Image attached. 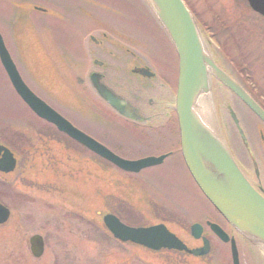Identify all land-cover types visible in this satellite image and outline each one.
I'll return each instance as SVG.
<instances>
[{"label": "rangeland", "instance_id": "rangeland-1", "mask_svg": "<svg viewBox=\"0 0 264 264\" xmlns=\"http://www.w3.org/2000/svg\"><path fill=\"white\" fill-rule=\"evenodd\" d=\"M19 1L0 0V33L29 89L72 125L122 158L158 153L154 146L146 144L140 132L84 88L88 86L89 64L75 59L82 56L86 32L98 28L85 17L82 9L87 6L92 13L95 7L103 17L101 23L107 35L102 39L109 43L112 58L118 53L114 44L123 42L128 46L126 40L131 37L152 49V60L161 68L169 69L160 58L175 63L174 50L145 2L58 0L59 19H53L33 7L26 13L17 12L13 5ZM30 1L52 12L54 1ZM184 1L204 31L205 43L226 57L238 81L264 108V19L244 0ZM43 21L46 25H42ZM229 96L228 103L246 138L253 147L256 142L259 146L263 124L234 96ZM220 114L228 121L225 109ZM50 135L52 138H47ZM60 136L51 124L26 107L0 65V142L10 146L17 158L12 172L0 174V203L10 212L0 223V264H231L228 245L212 236L206 227L211 250L199 258L119 244L101 222V215L116 202L122 206L119 212L124 218L142 225L162 222L188 247L200 244L189 234V225L194 221L205 224L209 220L233 234L200 193L181 157L168 156L159 164L129 173L92 158L89 152ZM235 137L234 132L229 134L232 145ZM152 202L157 212L151 210ZM33 234L44 239V249L38 257L29 251L28 238ZM236 239L240 264H250L243 252L247 242ZM255 246L257 262L264 264V251Z\"/></svg>", "mask_w": 264, "mask_h": 264}, {"label": "water", "instance_id": "water-1", "mask_svg": "<svg viewBox=\"0 0 264 264\" xmlns=\"http://www.w3.org/2000/svg\"><path fill=\"white\" fill-rule=\"evenodd\" d=\"M249 7L264 17V0H246ZM151 12L166 32L177 55V84L174 111L178 122L179 146L184 164L193 181L217 210L238 233L254 244L264 243V197L255 191L234 161L220 133L211 102V80L215 79L237 96L263 123L264 110L250 95L232 80L214 62L197 23L183 0H145ZM0 64L20 99L39 118L83 145L116 167L129 172L158 164L165 155L124 159L101 143L74 127L69 121L36 96L21 79L15 64L7 52L0 35ZM143 73L147 74L144 69ZM96 93L120 115L135 118L128 103L99 81L96 73L89 75ZM206 99L207 113L198 109L200 99ZM231 116L235 113L231 111ZM237 124V121L235 120ZM240 135L244 138L241 130ZM16 167V158L5 145L0 144V172L9 173ZM9 216V210L0 204V223ZM102 221L112 235L121 241L143 245L157 250L162 247L184 251L192 255H204L209 250L208 240L202 237V245L188 248L164 224L131 227L123 224L110 213ZM212 232L223 242L229 241L232 264L238 263V253L233 238L214 223L207 222ZM200 224L190 226V233L199 238ZM34 257L43 251V239L38 234L28 238Z\"/></svg>", "mask_w": 264, "mask_h": 264}, {"label": "flooded vegetation", "instance_id": "flooded-vegetation-1", "mask_svg": "<svg viewBox=\"0 0 264 264\" xmlns=\"http://www.w3.org/2000/svg\"><path fill=\"white\" fill-rule=\"evenodd\" d=\"M51 1H54L52 2L53 6L51 7L53 13H49L47 10L48 8L46 9L42 7H40L38 11L44 15H50L53 19H59L58 12L60 4L58 0ZM29 7L35 9V6L30 0H20L19 3L13 5V9L17 12L20 10L21 12L26 13V10H30ZM79 11L81 12L80 8ZM82 11L86 14L85 17L87 20L93 21L98 25V28L92 29L93 35L89 32L87 35L85 34L84 37V54L86 55L89 64L87 68L88 91L91 92L96 100L106 105L111 111H113V113L130 124L134 130L140 132V135L143 136L147 142L146 144L154 146L156 149L155 151L158 153L149 155L157 156L167 154L166 157L172 155H178L181 157L179 150V131L177 120L174 118L175 112L173 107L178 61L176 52L165 32L162 31L176 56L175 63H172L167 58H160L165 65H168L169 69L164 70L161 68L152 60L154 57L152 49L146 47L145 44L136 39L133 40L131 37H128L126 40L127 44H129L128 46L123 42H119L120 44L118 45L114 44L118 51V55L115 54L116 57L112 58V50L109 47V43L106 44L103 39H101L107 34L103 28L105 25L103 26L101 23L103 17L101 16L100 11L95 10L94 13H92V10L87 6L82 9ZM91 13L94 17L91 16ZM19 18L23 19L21 16ZM42 25H46V23L43 21ZM94 34L99 36L98 39L93 37ZM121 39L122 38H120V41L123 40ZM94 56H97V58H94ZM118 59L120 60L118 61ZM214 61L226 73H232L228 66H223V62L219 61L220 63L218 64L216 59ZM144 69L147 71V74L143 73ZM93 72L99 74V81L101 83L111 89L113 93L127 101L134 109H137L142 115V118L129 119L123 117L102 101L95 93L88 79L89 75ZM107 75L113 79L112 82H107ZM118 76L120 77L118 78ZM234 79L236 80L235 77ZM226 90L227 89L215 79L211 80V102L213 104L216 122L234 161L242 171L244 177L251 187L264 197V150L261 148L264 146V136L261 133L258 135L260 141L259 146L261 148L259 151L255 152L251 144L248 142L249 147L253 149V162L251 161L248 151L244 149V145L238 137H235L236 145H232L229 138L226 137L227 130L225 122L220 115V111L226 108V98L221 96ZM162 147L165 149L159 150V148ZM255 165L257 166L256 169ZM0 174L4 173L0 172Z\"/></svg>", "mask_w": 264, "mask_h": 264}, {"label": "bare ground", "instance_id": "bare-ground-1", "mask_svg": "<svg viewBox=\"0 0 264 264\" xmlns=\"http://www.w3.org/2000/svg\"><path fill=\"white\" fill-rule=\"evenodd\" d=\"M91 4H96V2H94V1H91ZM63 7V6H62ZM93 9H95L96 11H99V10H97L95 7H93ZM92 31V29L91 30H89L88 32H86V33H89V32H91ZM99 34V33H98ZM95 39H98V35L97 34H94V36H93ZM102 39V38H101ZM82 54V56L81 57H75V59L76 60H80L81 62L82 61H87V59H86V55L82 52L81 53ZM10 55V54H9ZM11 57V56H10ZM13 61V60H12ZM14 63V62H13ZM225 72V71H224ZM93 73H96L98 76H99V74L97 73V72H93ZM226 73V72H225ZM226 75L228 76V77H230L232 80H234L235 81V79H234V77H235V75H234V73H226ZM120 76H118V78H119ZM236 78V77H235ZM106 80H107V82L108 81H110V82H112L113 81V79L109 76V75H107V77H106ZM85 83V82H84ZM90 85H91V83H90ZM106 86V85H105ZM107 87V86H106ZM108 88V87H107ZM109 89V88H108ZM111 90V89H110ZM232 95V96H234L237 100H238V102L239 103H241L242 105H244L253 115H255L237 96H235L229 89H227L224 93H223V95H221V96H223L224 98H226V108H224L225 110H226V117H227V119H228V121H226V120H224V122H225V126H226V130H227V135H226V137L228 138L229 137V134L231 135V133L233 134V132H234V134H235V136L236 137H238L240 140H241V142H242V144L244 145V149L246 150V151H248V154H249V156H250V158H251V161L253 162V158H252V150L254 149L255 150V152L256 151H259V150H261V148H260V146H258L257 144H258V142H256L254 145H255V147H253L252 145V148L253 149H251L250 147H249V145H248V139L246 138V136H245V134H244V132H243V130H242V128L240 127V125H239V120H238V118H237V116H236V114H235V117H233V116H231V111H233L232 109H231V106L229 105V103H228V98L230 97L229 95ZM127 102V101H126ZM128 103V102H127ZM128 105L132 108V110H133V112L135 113V118H142V115L139 113V111L137 110V109H134L129 103H128ZM198 109L202 112V113H204V114H206L207 113V108H206V99L205 98H202V99H200L199 100V102H198ZM228 106V107H227ZM234 112V111H233ZM235 113V112H234ZM256 116V115H255ZM257 117V116H256ZM257 119L264 125V123L257 117ZM235 120L237 121V124L235 123ZM229 125H230V129H229ZM239 130H241V132H242V134H243V136H244V138L240 135V132H239ZM0 143H2L3 145H5L6 147L8 146V145H6V144H4L3 142H0ZM250 143V142H249ZM251 144V143H250ZM236 144H233V146H235ZM8 148V147H7ZM9 149V148H8ZM11 151V150H10ZM12 152V151H11ZM13 153V152H12ZM257 168V166L255 165V169ZM257 175H258V173H257ZM249 183V182H248ZM262 183V182H261ZM259 185H260V183H259ZM251 186V185H250ZM261 187V186H260ZM207 222H212V221H209V220H207ZM214 223V222H213ZM263 251H264V243L263 242H261V243H259V244H257ZM244 253H245V251H243ZM229 254H230V252H229ZM257 255V254H256ZM260 255V254H259ZM258 256V255H257ZM261 257H262V255H260ZM238 257H239V254H238ZM262 260H264V258L262 257ZM253 264H258V262H253Z\"/></svg>", "mask_w": 264, "mask_h": 264}, {"label": "trees", "instance_id": "trees-1", "mask_svg": "<svg viewBox=\"0 0 264 264\" xmlns=\"http://www.w3.org/2000/svg\"><path fill=\"white\" fill-rule=\"evenodd\" d=\"M52 127H53V126H52ZM53 128H54V127H53ZM37 132H38L39 134H41V135H44V136H45V135H48V133H46V132H44V131H42V130H37ZM54 132L57 133V134H59V135H61L60 137H62V138H67L64 134L57 132V130H56L55 128H54ZM53 134H54V133H51V135H53ZM51 135H50V137H51ZM78 146H79V145H78ZM79 148L82 149L81 146H79ZM93 156H95V155H93ZM95 157H96V156H95ZM110 209H111V211L117 213L119 216L121 215L119 211H122V210H120V209H122V206H121L120 204H118V203H116V202H115V205H114V204H110ZM120 217H123V216L121 215ZM127 219L131 220L129 217H127Z\"/></svg>", "mask_w": 264, "mask_h": 264}]
</instances>
